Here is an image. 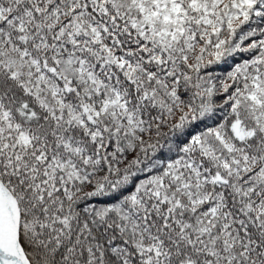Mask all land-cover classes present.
I'll return each instance as SVG.
<instances>
[{
  "label": "snow or ice",
  "instance_id": "1",
  "mask_svg": "<svg viewBox=\"0 0 264 264\" xmlns=\"http://www.w3.org/2000/svg\"><path fill=\"white\" fill-rule=\"evenodd\" d=\"M0 264H264V0H0Z\"/></svg>",
  "mask_w": 264,
  "mask_h": 264
}]
</instances>
